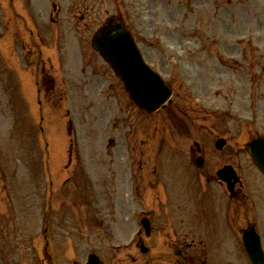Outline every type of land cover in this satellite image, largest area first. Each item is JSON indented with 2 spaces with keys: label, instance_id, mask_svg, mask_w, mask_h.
Returning a JSON list of instances; mask_svg holds the SVG:
<instances>
[{
  "label": "rangeland",
  "instance_id": "374dc122",
  "mask_svg": "<svg viewBox=\"0 0 264 264\" xmlns=\"http://www.w3.org/2000/svg\"><path fill=\"white\" fill-rule=\"evenodd\" d=\"M111 15L123 18L147 62L175 87L166 107L152 113L140 107L110 64L92 51L94 31ZM25 16L44 27L43 55L52 57L51 75L62 92L42 107L43 132L40 116L31 113L22 125L10 118L19 106L5 97L0 102V193L8 195L3 207L10 208L0 211V264H72L93 250L103 257L148 259L137 243L143 229L138 216L152 204L147 177L156 165L176 183V173L190 172L191 166L194 175H216L232 160L242 174L239 189L247 193L251 218L264 236V176L245 144L256 131L264 133L258 128L264 125V0H0V47L10 50L12 63H25L32 47ZM33 75L25 71L24 81ZM176 113L185 117L177 120ZM217 115L232 121L231 148L216 147L219 135L210 126L229 130ZM194 141L202 147V166L189 157L198 155ZM77 154L86 175L73 180L67 164ZM133 162L142 175L136 194L128 178ZM59 170L51 185L48 177ZM136 175L138 180V168ZM239 242L238 234L236 260L244 264ZM47 250L53 257L43 260Z\"/></svg>",
  "mask_w": 264,
  "mask_h": 264
},
{
  "label": "flooded vegetation",
  "instance_id": "af4514ba",
  "mask_svg": "<svg viewBox=\"0 0 264 264\" xmlns=\"http://www.w3.org/2000/svg\"><path fill=\"white\" fill-rule=\"evenodd\" d=\"M206 210L205 205L202 204H192L187 206L186 213L181 214V221H182V230L180 231L183 235L184 234H192L194 236V240L189 242L192 244L183 250V247L180 244H176L173 241L178 238V236L172 235L169 231L170 227V219L168 218V214H170L171 209L169 208L168 212H160L155 208H152L150 211L149 217L151 221V227H153V239L155 238V248L158 246V237L166 236L167 240H165V245H167L168 249L166 252H155L153 251L151 256V263L152 264H159V261L166 259L169 261V264H206V257H205V242L208 241V237L203 230H198L197 228L192 226V229L189 227V220H188V212L190 210ZM224 216V224L225 227L228 228V233L231 239L235 241L237 235V228L236 223L233 219L229 218L228 214H223ZM213 217L212 215L210 216ZM221 217V215H220ZM211 232L213 226L210 227ZM189 248H193L192 251ZM202 248L204 255L200 254L198 249ZM234 252V249H230V255ZM231 264V263H230Z\"/></svg>",
  "mask_w": 264,
  "mask_h": 264
},
{
  "label": "water",
  "instance_id": "95a60500",
  "mask_svg": "<svg viewBox=\"0 0 264 264\" xmlns=\"http://www.w3.org/2000/svg\"><path fill=\"white\" fill-rule=\"evenodd\" d=\"M111 29L109 30H104V33L109 34ZM104 34V35H105ZM115 45H117V49H115V53L119 55V47H121L119 41H113ZM127 53L123 54L124 60L125 61H131L132 59V52L130 50H126ZM114 62L116 61V56L113 57ZM122 71V69H119ZM140 71V81L136 82V78L132 77V72H137ZM127 82L129 83L131 89L133 90V94L139 102L142 104L145 103L149 105V97H150V92L152 90V86H148L150 80L152 79V76L149 72L145 73L144 69L141 66L136 67L135 69H132L131 71H127ZM164 100V98H162ZM160 100V102H162ZM245 247L249 253V256L251 257L252 261L255 264H264V251L262 250L261 243L259 242L258 238L256 237V234L254 231H249L247 235L245 236ZM95 258L92 259L94 264H104L98 257L94 256ZM97 260V261H96ZM75 264H92L91 262L89 263H79L76 262Z\"/></svg>",
  "mask_w": 264,
  "mask_h": 264
}]
</instances>
